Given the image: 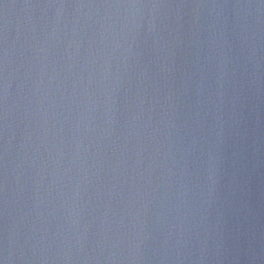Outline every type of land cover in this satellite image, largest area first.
Segmentation results:
<instances>
[{
    "label": "water",
    "instance_id": "water-1",
    "mask_svg": "<svg viewBox=\"0 0 264 264\" xmlns=\"http://www.w3.org/2000/svg\"><path fill=\"white\" fill-rule=\"evenodd\" d=\"M0 264H264V0H0Z\"/></svg>",
    "mask_w": 264,
    "mask_h": 264
}]
</instances>
